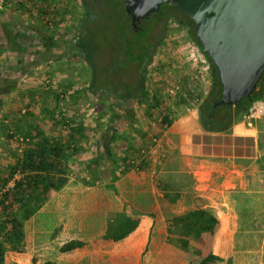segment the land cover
<instances>
[{
  "label": "crops",
  "instance_id": "crops-1",
  "mask_svg": "<svg viewBox=\"0 0 264 264\" xmlns=\"http://www.w3.org/2000/svg\"><path fill=\"white\" fill-rule=\"evenodd\" d=\"M87 15L81 0H25L12 2L0 12V170L22 156L23 132L32 134L28 137L32 143L39 131L50 142L60 137L65 143L74 123L88 128L86 137L78 141L85 151L70 164L77 173L71 181L78 179L79 190L68 188L52 195L38 213L40 219L36 214L30 220L33 235L43 214H60L64 229L82 221L92 225L79 230L102 229L115 209L116 196L128 204L142 198L153 200L163 216L198 207L211 209L219 224L217 233L205 241L210 252L222 258L214 264H264V116L250 118L247 110L226 131L206 130L198 104L209 92L212 75L208 82L196 85L192 64L177 52L160 64L155 63L156 51L147 66V84H153L152 76L162 82L156 89L160 109L149 108L151 99L137 102L126 90L94 88L92 93V68L76 45L84 37L85 25L95 26ZM162 66L167 69L163 78ZM133 69L136 75L138 64ZM169 76L172 84L166 82ZM133 82L128 86H136L137 79ZM115 83L122 84L118 78ZM176 84L180 89L170 93ZM164 116L169 123H162ZM128 147L131 157L146 161V169H133L115 179L113 160ZM92 160L99 163V177L80 170ZM81 178H93L95 183L81 188L85 182ZM37 240L17 261L32 264L33 253L41 245ZM202 245V239L192 241L188 257L192 264L201 263L198 247Z\"/></svg>",
  "mask_w": 264,
  "mask_h": 264
},
{
  "label": "trees",
  "instance_id": "trees-1",
  "mask_svg": "<svg viewBox=\"0 0 264 264\" xmlns=\"http://www.w3.org/2000/svg\"><path fill=\"white\" fill-rule=\"evenodd\" d=\"M121 1V5L126 9V2ZM81 2L88 11L89 22L91 20V23L95 22L94 27L98 25V22H101L100 20L104 18L108 10L112 11L113 9L106 0H81ZM10 4L8 2L3 9H0V12L7 11ZM164 7L166 9L170 7L171 12L167 13L168 15H175L173 9L178 12L176 20L181 24V29L186 32L184 41L197 44L202 48L194 20L172 3H167ZM164 7L161 8V13L165 12L163 11ZM115 12L118 13L117 10ZM160 19L162 16L157 17V20ZM166 19L168 18L164 19L166 22L164 31L171 29L170 21L167 22ZM89 24L85 25L86 32L81 33L84 37L79 38L76 45L82 49L81 55L85 57L92 68L89 91L95 93L94 88H98L96 82L102 67L95 52L99 53L103 36L98 41L94 27L90 28ZM138 25L139 23L136 25V30L140 31ZM127 28V25L124 26V30ZM153 31L154 29L150 28L148 32L150 34L147 33L148 38ZM90 32L92 33L90 34ZM169 36L168 40L172 38L170 34ZM148 38V44L142 46L138 40L129 39L128 41L129 52L132 55L131 60L136 65L138 64V75L136 86H128L129 88L126 87L125 90L128 95L134 96L137 102L146 103L148 99H151L148 104L149 108L160 109L157 90L150 93L147 87V66L153 60L158 47V43L156 45L152 42L149 43ZM175 42L177 41L175 40ZM206 56L212 65V83L209 92L198 104L199 119L208 131H226L241 112L247 111L253 102L264 98V75L251 97L244 98L236 104H222L224 86L220 72L209 54ZM158 111L162 114L161 110ZM161 121L166 124L170 122V119L164 116ZM71 126L69 139L65 143L60 137L54 139V142H50L40 131L34 136L37 140L32 143L28 139L32 134L23 132L26 144L22 150V156L18 155L15 164L5 170H0V264H22L17 261L19 254L22 255L32 249V245L37 239L41 245L33 253L32 264L56 262L61 264H192L188 261V257L192 241L198 239H202L204 243L200 248L198 247L200 256H202L200 264H214L222 259L210 252L211 246L207 245L205 241L207 238L210 241L211 236L217 233L219 224L217 216L211 209L198 207L185 213H175L174 215L171 213L163 216L157 212L153 200H142V198L133 199L132 203L128 204L122 202L120 197L115 195L116 204L112 209L117 210L114 209L107 216L102 229L93 226L87 230L78 229L85 228V225H92V221L88 224L84 221L85 225H83V221L82 223H73L64 229L65 224L59 220L60 214L51 216L43 214L44 219L38 226H34L37 233L33 235V223L30 220L36 214L37 219H40L38 213L44 210L46 201L50 200L52 195H58L68 188L73 191L79 190L77 189L78 179L75 182L71 181V178L74 175L76 177L77 173L72 170L70 164L71 161L84 153L85 149L79 146L78 141L81 137H86L88 128L82 123H74ZM9 136L12 138L14 134L10 133ZM127 149L125 154L113 160L115 179L127 175L133 169L136 171L146 169V161L131 157L132 149L130 147ZM98 164L92 160L80 170L83 173L99 177ZM2 171L6 173L3 174ZM19 174H21L20 177H18ZM81 179L85 180L84 185L81 184V188L92 186L95 183L93 178L91 181L86 178ZM12 182L14 185L10 186ZM118 196H120L119 192ZM64 206L69 208L71 205L66 203ZM87 206L85 207L87 208ZM75 207L78 208V205ZM47 216L49 219L50 217L54 219L55 223L46 224ZM72 217L69 218L72 219ZM85 218H89V215H86ZM167 221L168 226L164 224ZM54 226L56 228L52 230ZM45 242L49 244V247L45 245Z\"/></svg>",
  "mask_w": 264,
  "mask_h": 264
},
{
  "label": "water",
  "instance_id": "water-1",
  "mask_svg": "<svg viewBox=\"0 0 264 264\" xmlns=\"http://www.w3.org/2000/svg\"><path fill=\"white\" fill-rule=\"evenodd\" d=\"M135 26L162 4L192 18L202 49L218 68L222 104L252 96L264 75V0H124Z\"/></svg>",
  "mask_w": 264,
  "mask_h": 264
},
{
  "label": "rangeland",
  "instance_id": "rangeland-1",
  "mask_svg": "<svg viewBox=\"0 0 264 264\" xmlns=\"http://www.w3.org/2000/svg\"><path fill=\"white\" fill-rule=\"evenodd\" d=\"M106 1L110 4L111 8L113 7L114 12L113 9L112 11L108 10L105 13L104 18L100 20L102 23L98 22V25L94 27L95 30L93 29L95 31V34L97 35L96 37H98V41H100L101 36H103L101 38V49H99V53L97 55V59H99V63L100 65H102V67L99 70L100 72L96 83L98 88L102 90H111L113 88H116L120 91H123L125 90L124 87L126 84L127 86L134 84L133 80L136 81V75H138L137 73L135 75L133 72L135 71V69H133L135 63H133V61L131 60L132 55L129 52L128 41L129 39L136 41L138 40V42L141 43V46L147 45V33L149 32L150 28H152V24L154 23L156 18L151 17L149 20H143L142 22H140L138 28L140 31L144 30L143 32H140L136 30V26L135 24H133L132 18H130L124 6L121 5V0ZM115 10H117L118 13H116ZM166 10V7H164L163 11ZM126 25L128 26V28L124 30V26L126 27ZM170 30V35L174 38L169 39L168 46L161 45L160 47H158V49H156L157 54H155V63H164L167 58H169L176 52L177 55L182 53L184 61L188 62L186 56L188 50V41H184V39L186 38L184 37L185 31L177 25H173ZM91 33L92 32H90V34ZM156 34L157 30L149 36V43L152 42ZM172 40H177L178 45H176L175 42H171ZM172 51L174 52L172 53ZM164 69L165 68L163 67L159 70V75L162 78L165 73L167 74V69ZM178 73L179 71H177V74ZM123 76L125 79H123ZM115 78H118V83L122 84L119 85L115 83ZM168 78L169 79L166 80V82L172 84L174 80L171 79V76H169ZM150 80L153 81V84H151V82L149 81V89L156 90L157 86L159 84H162V82H159V80L155 81V76H152ZM48 219L49 217L47 216L45 219L46 224L48 223L49 225L55 223V220L51 217L49 221H47ZM193 257L194 256H191V259ZM193 259L197 260V257H194Z\"/></svg>",
  "mask_w": 264,
  "mask_h": 264
},
{
  "label": "built area",
  "instance_id": "built-area-1",
  "mask_svg": "<svg viewBox=\"0 0 264 264\" xmlns=\"http://www.w3.org/2000/svg\"><path fill=\"white\" fill-rule=\"evenodd\" d=\"M25 0H0V9H3L5 5L10 3H23ZM187 60L192 64L193 68V79L197 84L203 85V83L208 82V77L212 71V65L203 49L194 43H188V50L186 53ZM196 85L191 86V90L196 89ZM175 86V87H173ZM170 90L172 92L178 91L180 87L176 84L173 85ZM179 88V89H178ZM248 116L250 118H261L264 116V100H257L253 102L248 108ZM14 182L10 183L13 186Z\"/></svg>",
  "mask_w": 264,
  "mask_h": 264
},
{
  "label": "flooded vegetation",
  "instance_id": "flooded-vegetation-1",
  "mask_svg": "<svg viewBox=\"0 0 264 264\" xmlns=\"http://www.w3.org/2000/svg\"><path fill=\"white\" fill-rule=\"evenodd\" d=\"M165 4H167V3H164V4H162L161 5V7L159 8V10L158 11H152L150 14H148L145 18H142L140 21H139V23L140 22H142L143 20H149L151 17L152 18H156V20L154 21V23L152 24V28L154 29V31L153 32H155L156 30H157V34H156V36L153 38V40H152V44H154L155 43V45L157 44L158 45V47H160L161 45H164V46H168V43H169V40H168V37H169V34H170V29H167V30H165L164 31V28H165V26H164V23H166L165 22V18H168V19H166L167 20V22H169V26H173V25H177V26H181V24L176 20V18H177V15H179L178 14V12H176V10L175 9H173L172 11H174L175 12V15L174 16H172V15H168L167 13H170L171 12V10H170V7H169V9H167L164 13H162L161 14V8L162 7H164V5ZM126 8H127V3H126ZM161 14V15H160ZM167 14V15H166ZM164 15V16H163ZM159 16H162V19H160V20H157V17H159ZM131 18H132V16H131ZM169 28V27H168ZM185 34H186V32H184ZM158 47H157V49H158Z\"/></svg>",
  "mask_w": 264,
  "mask_h": 264
}]
</instances>
